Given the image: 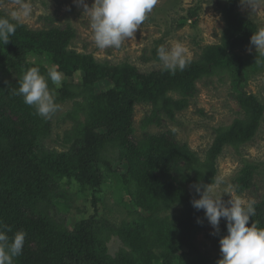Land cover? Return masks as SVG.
Masks as SVG:
<instances>
[{
    "label": "trees",
    "instance_id": "obj_1",
    "mask_svg": "<svg viewBox=\"0 0 264 264\" xmlns=\"http://www.w3.org/2000/svg\"><path fill=\"white\" fill-rule=\"evenodd\" d=\"M240 1L220 6L226 24L220 43L204 47L198 60L175 75L142 73L129 63H101L78 53L71 49L76 39L72 28L35 32L21 24L9 43L0 42V223L12 228L10 237L26 232L22 254L13 264H217L198 244L209 222L203 210L192 206L199 194L191 186L211 183L224 149L239 151L254 141L264 123V104L243 90L264 71V56L240 54L258 30L238 10ZM32 53L47 57L67 77L84 74L83 83L64 84L55 95L58 104L72 103L64 114L72 123L64 137L67 151L44 148L53 132L52 118L37 115L14 94L25 70L35 66L47 74L45 66L30 62ZM154 60L159 62L157 52ZM214 78L233 85L242 117L216 130L204 159L178 142L173 131L134 140L136 106L152 108L144 129L160 126L162 119L174 121L198 94L197 84ZM105 81L113 89L98 94L96 85ZM116 161L125 171L114 169ZM260 170L259 164L245 165L234 181L235 193L251 191ZM103 177L126 188L134 206L119 226L96 213L70 228L54 215L59 201L66 212L74 201L60 181L98 189ZM255 208L249 226L264 227V201ZM226 234L222 218L216 236ZM114 237L123 248L112 256L108 245Z\"/></svg>",
    "mask_w": 264,
    "mask_h": 264
},
{
    "label": "rangeland",
    "instance_id": "obj_2",
    "mask_svg": "<svg viewBox=\"0 0 264 264\" xmlns=\"http://www.w3.org/2000/svg\"><path fill=\"white\" fill-rule=\"evenodd\" d=\"M226 0H158L153 11L135 33V38L126 39L120 48L98 49L93 40L90 20L84 13L83 6L78 7L73 0H30L32 4L31 16L22 22L30 31H41L52 28L65 30L72 28L76 32V39L71 49L78 53L93 55L98 62L119 65L129 63L142 73H152L162 70L160 62L154 60V52L163 45L170 48L174 42H181L187 49L190 62L198 60L202 50L206 46L219 44L225 29V21L221 14L220 6ZM94 0H85L91 6ZM259 6L251 10L246 3H239L238 10L242 15L264 28V0H258ZM18 6L15 0H0V12L6 17ZM71 10H68V9ZM15 22V21H14ZM251 47V52L248 49ZM256 52L254 46H249L240 51L241 55ZM32 63L53 67L52 62L45 56L32 53L29 56ZM84 74L79 72L72 77L63 74L62 86L55 88L51 84L50 89L58 95V90L64 84L83 83ZM198 94L190 100V106L185 111L177 114L174 121L162 119L160 126H152L144 129V119L150 115L151 107L138 105L134 113L135 141H140L145 134L159 135L173 131L176 140L187 144L192 151L202 159L212 146L216 130L230 126L237 118L242 117V110L235 100L234 87L225 78L224 82L219 78L205 80L197 84ZM113 89L107 81L98 83L96 91L101 94ZM243 90L255 95L264 104V71L250 78L243 86ZM173 98L179 96L170 94ZM60 107L55 116H52L53 132L44 144L48 151L64 152L68 150L65 143V133L72 128V123L64 115L72 107V103H59ZM41 149H44L42 146ZM249 163L260 165L261 170L255 176L254 187L244 193L243 197L254 199L256 203L264 201V123L258 135L239 151L226 147L217 161L218 175L223 184L216 188L217 193H222V199L227 202L235 193L234 181L240 170ZM125 168V167H124ZM117 161L114 169L125 171ZM59 187L68 191L73 197L70 211H64V202L59 201L53 213L58 219L64 220L68 227L87 220L96 213L106 218L114 225H120L128 219L129 211L134 209L126 188L115 182L112 177H103V184L98 189L94 187L84 188L75 181L59 182ZM228 192L230 193H223ZM179 213L175 210L172 213ZM213 229L208 223L204 231L197 237L198 244L203 253L219 260L221 259L220 244L216 235H212ZM109 253L115 256L123 248L117 237L111 239Z\"/></svg>",
    "mask_w": 264,
    "mask_h": 264
},
{
    "label": "clouds",
    "instance_id": "obj_3",
    "mask_svg": "<svg viewBox=\"0 0 264 264\" xmlns=\"http://www.w3.org/2000/svg\"><path fill=\"white\" fill-rule=\"evenodd\" d=\"M78 6H83L90 20L94 44L98 49L120 48L128 38H135L136 31L148 18L157 5L158 0H94L91 6L85 0H73ZM251 10L259 6L258 0H242ZM18 6L11 11L10 16H0V42L6 45L14 36L17 27L32 14L30 0H15ZM68 10H71L70 8ZM15 21V23L13 22ZM250 45L256 53L264 56V28L253 32ZM251 47L248 49L251 52ZM157 57L162 65V71L175 75L177 70L183 71L190 64L186 47L181 42H174L170 48L163 45L157 48ZM63 73L55 66L42 74L39 67L25 70L18 81L19 87L14 92L23 98V102L33 107L36 114L49 119L58 110L55 92L50 89L49 82L60 88ZM223 184L222 178L216 177L208 184H194L191 187L199 194L198 199H192V206L204 211V217L211 225L212 235L220 232V221H226L227 234L220 237L221 259L217 264H264V227H259L250 218L256 214V201L241 195L231 196L225 202L222 193L216 188ZM202 221L198 218L197 223ZM12 228L0 223V264H13L14 259L22 254L26 232L17 231L9 236Z\"/></svg>",
    "mask_w": 264,
    "mask_h": 264
}]
</instances>
